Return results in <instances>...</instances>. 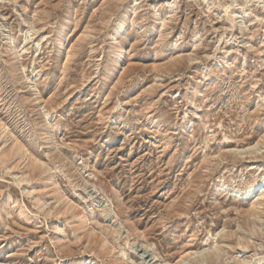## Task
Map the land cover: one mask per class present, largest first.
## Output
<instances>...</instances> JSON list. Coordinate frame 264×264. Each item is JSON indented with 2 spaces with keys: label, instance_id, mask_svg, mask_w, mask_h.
<instances>
[{
  "label": "rangeland",
  "instance_id": "1",
  "mask_svg": "<svg viewBox=\"0 0 264 264\" xmlns=\"http://www.w3.org/2000/svg\"><path fill=\"white\" fill-rule=\"evenodd\" d=\"M261 182L264 0H0V264H264Z\"/></svg>",
  "mask_w": 264,
  "mask_h": 264
},
{
  "label": "bare ground",
  "instance_id": "2",
  "mask_svg": "<svg viewBox=\"0 0 264 264\" xmlns=\"http://www.w3.org/2000/svg\"><path fill=\"white\" fill-rule=\"evenodd\" d=\"M230 8V6L229 7H227V10ZM5 130V129H4ZM11 135V134H10ZM10 135H8L7 134V136H9L10 137ZM11 137H12V135H11ZM4 142V141H3ZM258 145H256V146H254V147H252V148H248V151H250V150H252L253 148H256ZM264 186V182H261L259 185L257 184V185H255V186H253L252 188H250V190H249V192L251 193V192H254V190L256 191V189L257 188H260V187H263ZM248 192V191H247ZM264 195V194H263ZM260 206V205H259ZM261 207V206H260ZM185 261V259H181L180 261H178L176 264H181V263H183ZM162 264H170V263H166V262H162Z\"/></svg>",
  "mask_w": 264,
  "mask_h": 264
}]
</instances>
